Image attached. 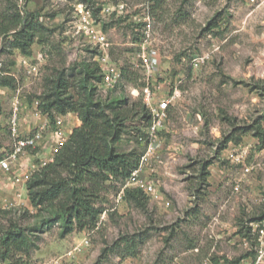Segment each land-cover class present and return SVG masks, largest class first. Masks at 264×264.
I'll list each match as a JSON object with an SVG mask.
<instances>
[{"label":"rangeland","instance_id":"rangeland-1","mask_svg":"<svg viewBox=\"0 0 264 264\" xmlns=\"http://www.w3.org/2000/svg\"><path fill=\"white\" fill-rule=\"evenodd\" d=\"M120 2L124 11H100L95 26L106 34L112 59L121 68L131 65L133 74L115 88L100 87L98 94L103 100L128 98L130 129L117 146L142 155L148 148L141 120L145 104L132 90L149 82L158 98L173 96L144 165L156 191L146 194L143 208L125 197L118 201L124 183L107 181L97 200L104 212L96 225L63 234L60 222L35 230L49 213L31 205L27 181L15 175L0 179V234L13 224L32 239L26 250H14L5 260L0 253V264H230L247 252L258 257L259 234L251 231L250 220L264 212V147L252 130L241 142L220 147L236 128L256 121L264 126V0H0V73L16 78L14 86L0 87V157L15 140L13 100L22 103L19 131L26 136L41 119L33 115V103L47 79L63 70L71 76L82 62L95 60L98 49L77 29L75 5L93 11ZM16 12L37 14L49 29L36 39L26 66V55L3 32ZM143 45L156 60L150 79L136 58ZM38 54L46 56L40 60ZM34 66L37 71L30 73ZM71 115L78 116L66 114V139L80 125ZM53 129L54 122L44 134ZM234 149L244 154L245 164L260 165L246 172L229 158Z\"/></svg>","mask_w":264,"mask_h":264},{"label":"trees","instance_id":"trees-1","mask_svg":"<svg viewBox=\"0 0 264 264\" xmlns=\"http://www.w3.org/2000/svg\"><path fill=\"white\" fill-rule=\"evenodd\" d=\"M101 10V6L95 7L94 17L97 18ZM7 19L8 25L3 32L7 36L11 35L10 44L13 48L26 56L32 54L36 39L42 38L49 31L37 14L24 17L16 12ZM130 67L131 65L122 68L120 82L131 79L133 72ZM5 72L0 73V87L14 86L16 78ZM101 72V66L96 60L82 62L76 74L71 76L65 70L59 71L47 79L45 90L39 97V108L50 119L73 112L78 115L80 125L73 129L69 138L56 151L53 162L37 169L26 182L31 205L38 211L49 213V218L35 230L45 232V225L51 226L54 222H60L63 234L75 229L94 227L104 212V208L97 205V200L105 183H125L140 162L142 154L137 150L120 151L117 146L121 137L129 132L130 126L126 122L133 106L125 97L114 100L99 98ZM141 110L142 126L147 130L151 123V114L146 105ZM1 112L0 103V114ZM237 130L240 131L238 135ZM249 130L258 139L260 148L264 147V126L261 121H256L251 127L236 128L225 137L220 148L227 147L230 142H241L242 134ZM210 165L211 162H207L203 166L204 178L209 175L207 169ZM124 193V197L130 202L147 207L148 197L142 190L127 188ZM263 219L264 212L250 221L260 222ZM31 242V237L23 228L12 224L1 231L0 246L5 250H0L1 257L5 260L11 257L14 250L24 251ZM133 247L134 244H131L130 249ZM246 258L255 262L257 255L247 252L230 264H239Z\"/></svg>","mask_w":264,"mask_h":264},{"label":"built area","instance_id":"built-area-1","mask_svg":"<svg viewBox=\"0 0 264 264\" xmlns=\"http://www.w3.org/2000/svg\"><path fill=\"white\" fill-rule=\"evenodd\" d=\"M126 9L125 3L109 4L102 7L101 13H121ZM75 14L77 17V29L83 32L86 36L92 39L93 43L98 49V53L95 56V60L99 63L102 70V79L99 82V87L105 89L115 88L121 79L122 68L112 59L109 51L110 43L105 33L97 30L95 26V17L93 11L83 3L75 5ZM153 51H148L146 46L143 45L138 50L136 58L143 67L150 79L155 73L156 60L153 56ZM46 55L38 54V59H44ZM26 58V59H25ZM32 58L26 56L23 58V62L26 66L29 60ZM31 73L36 72V66L29 68ZM13 75V74H11ZM132 93L135 96L142 95L144 104L148 107L151 114V123L147 128V151L141 156L140 162L136 168H134L130 175L125 180V183L118 194V201L124 199V192L127 188H138L147 195L155 193V185L144 173V165L148 160L150 152L153 150V144L156 142L157 132L164 126L167 120V109L172 103V97L158 98L155 94L153 85L147 83L145 86L139 89H133ZM40 100H35L33 103V115L35 118H41V121L34 128V130L26 135H20L19 123L21 119L20 108L22 103L19 98L16 97L12 102V115L10 117L11 133L15 140L13 147L4 156L0 157V179L12 178L15 175L18 180L23 179L27 181L30 176L40 167L53 162L56 151L67 140L65 138V117L66 115H56L54 121L50 119L47 113H43L40 108ZM71 113H69L70 115ZM54 129L52 135L46 136L44 133L49 127V124H53ZM36 149L35 153L30 150ZM229 158L235 163H241L245 166L246 172H251L256 166L260 164H245V156L243 153L234 149L229 153ZM264 166V160L262 162ZM239 186H236L238 189ZM103 218V217H102ZM252 230L254 233L259 234V249L258 257L255 262L251 264H264V219L260 222H252Z\"/></svg>","mask_w":264,"mask_h":264},{"label":"crops","instance_id":"crops-1","mask_svg":"<svg viewBox=\"0 0 264 264\" xmlns=\"http://www.w3.org/2000/svg\"><path fill=\"white\" fill-rule=\"evenodd\" d=\"M71 116L74 117V121H76L77 123H79V118H78V116H76V118H75V116H73V115H71ZM40 121H41V119L39 120V122H40ZM39 122H38V123H39ZM73 124H74V123H73ZM36 125H37V124H36ZM29 128H30V125L26 127V129H28V130H29ZM25 184H26V183H24V186H25Z\"/></svg>","mask_w":264,"mask_h":264}]
</instances>
